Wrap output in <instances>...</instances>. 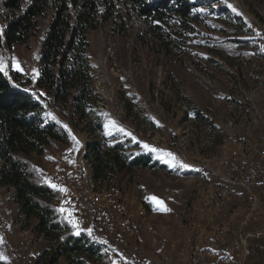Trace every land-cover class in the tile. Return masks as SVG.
Returning <instances> with one entry per match:
<instances>
[{"label":"rangeland","instance_id":"1","mask_svg":"<svg viewBox=\"0 0 264 264\" xmlns=\"http://www.w3.org/2000/svg\"><path fill=\"white\" fill-rule=\"evenodd\" d=\"M192 1L200 14L191 26L173 20L156 31L134 15L91 33L88 54L100 100L87 109L81 127L71 125L66 141L54 143L40 157L39 171L53 183L50 172H65L71 164L70 179L74 167L76 178L71 188H80L84 195L93 183L105 202H114L120 194L132 215L128 229L117 218L106 228L95 224L91 236L80 232L102 246L101 256L83 255L87 264H199L197 244L199 250L208 249L206 235L217 240L240 228L242 212L233 201L218 212L210 210L217 220L213 226L205 220L215 175L204 167L230 159L234 143L254 126V113L264 109V0ZM41 40L39 34L29 46L0 47V57L7 72L19 63L32 80L29 92L46 96L36 86ZM46 98L47 112L68 127L52 98ZM110 119L124 131L106 129ZM108 131L112 134L106 135ZM94 140L101 150L120 143L125 154L146 152L154 165L119 170L109 174L108 181L98 179L89 148ZM59 186L66 187L62 182ZM54 190L52 203L66 219L59 208L68 197ZM153 196L170 210H159ZM190 200L194 210L189 213ZM73 218L84 223L73 213L67 218L69 232H76ZM34 227V216L23 213L12 192L0 184V254L8 258L0 264H44L41 255L55 241ZM225 262L239 264L230 258ZM249 264H264V251L256 250Z\"/></svg>","mask_w":264,"mask_h":264},{"label":"trees","instance_id":"2","mask_svg":"<svg viewBox=\"0 0 264 264\" xmlns=\"http://www.w3.org/2000/svg\"><path fill=\"white\" fill-rule=\"evenodd\" d=\"M192 0H0V47L29 46L42 34L38 90L53 100L64 116L65 128L47 115L41 92L27 90L32 80L20 70L0 72V184L12 192L23 213L35 218V231L55 243L41 255L44 264H87L84 256H101L102 246L86 233L69 232L52 203L53 188L39 171L40 157L56 142H64L87 119V109L100 97L94 87V69L88 49L90 35L110 21L140 16L159 31L177 20L191 26L199 19ZM161 35V34H159ZM57 115H55L56 117ZM99 140L89 144L94 176L137 167H152L151 155L125 154L122 144L101 150ZM55 193V190H54Z\"/></svg>","mask_w":264,"mask_h":264},{"label":"built area","instance_id":"3","mask_svg":"<svg viewBox=\"0 0 264 264\" xmlns=\"http://www.w3.org/2000/svg\"><path fill=\"white\" fill-rule=\"evenodd\" d=\"M248 138L253 140L252 151L247 155L250 167L249 180L240 179L237 160L239 144L236 143L233 159H226L223 164L216 167L203 166L215 175V189L207 208L208 224L213 226L217 221L216 215L210 210L218 212L228 208L229 199H233L235 195H242L244 207L241 209L240 228L230 237L220 235L217 240H210V235H206L205 238L209 240L206 250H199L197 244L196 256L200 255L199 264H228L225 262L227 258L239 261L240 264H249L256 250L264 251V112L254 113V128L249 130ZM69 167L65 172H50V176H53L56 182H63L66 185L68 189L66 197L71 201L67 207L74 210L73 213L78 218L84 220V225H89L93 231L95 224L106 228L118 218L119 225L128 229L132 215L120 201V194L115 196L114 202H100L90 199L89 195H80V188H71V181H76L75 167L72 180L69 176L72 172L71 164ZM145 263L148 264V261Z\"/></svg>","mask_w":264,"mask_h":264},{"label":"snow or ice","instance_id":"4","mask_svg":"<svg viewBox=\"0 0 264 264\" xmlns=\"http://www.w3.org/2000/svg\"><path fill=\"white\" fill-rule=\"evenodd\" d=\"M228 7H232V6H231V5H228ZM198 11H203V9H199ZM233 11H235L234 8H233ZM15 67H16L18 70H20V69H19V63H18V62L15 64ZM6 68H7V64L4 62L3 58L0 57V72H3L5 75H7ZM33 71H35V70H33ZM47 115H48V116H51V118H52L53 120H56V117H55L52 113H47ZM64 127L67 128V125H64ZM105 128H106V129L111 128V129H113V130H118V131H121V132L124 131L123 128H121V127H119V126L117 125V123H116L115 120H111V119L109 120V122H108L107 124H105ZM111 134H112L111 131L106 132V135H111ZM127 135H132V134H131V133H127ZM72 139H73V140H76V138H75L74 136L72 137ZM133 140H135V137H133ZM76 144H77V146L79 145V141H78V140H76ZM143 147H144L145 149H150V150H152V151H157V149H153V148H151V146L148 145V144H143ZM70 151H71V150H70ZM167 155L171 156L173 160L176 159V157H175L174 154H172V153H167ZM70 162H74V161H70ZM169 163L171 164V162H169ZM183 167H189V166L185 164V165H183ZM46 182L49 183L50 186H51L53 189L58 190V191H60V192H62V193H67V191H68V189H67L66 187L59 186V185L53 183L51 180H46ZM150 199L153 200V201L159 206V210H162V211H169V210H170V209H168V208L164 205V202H163L162 200H159L157 197L153 196V197H151ZM70 203H71V201H68V200H66V201L63 202V204H70ZM63 204H62V206L59 208V211H60L61 213H65V214H66V219L69 218V217H72V216H73V211H74V210H70L69 208L64 207ZM70 223H72L73 228L76 229V233H75L76 235H79L81 231H87L88 235H90V236L92 235V229H91V228H88V229H80V228H79V222H78L77 220H75L74 218L70 220ZM94 238H95V237H94ZM0 242H2V237H0ZM105 243H106V241H105ZM0 259L7 260L8 258H7L6 256H4L3 254H0Z\"/></svg>","mask_w":264,"mask_h":264},{"label":"bare ground","instance_id":"5","mask_svg":"<svg viewBox=\"0 0 264 264\" xmlns=\"http://www.w3.org/2000/svg\"><path fill=\"white\" fill-rule=\"evenodd\" d=\"M262 112H264V109ZM252 128H254V126ZM249 130L246 132V135H244L243 137H240L237 140V144H239V147L237 148V160H239V176H240V179H242V180H249V177H250V167H249V161L247 159V155L252 151L253 140H252V138H248ZM233 157H234V149L232 150V155H231L230 159L231 158L233 159ZM52 179L54 181H56L54 178H52ZM56 183H57V185L61 184V182H56ZM91 187H92V189L89 192L84 193V195H89L90 199L99 200L100 202H105V200H103L102 194H100V193H98V191L94 190L95 185L93 183H92ZM57 193L59 194L61 192L58 190H55V195ZM80 195H82V193H80ZM235 196L237 197V200L239 202H241V205H244V199L242 198V195H235ZM229 200H231V199H229ZM79 228L80 229H87V227H85L84 223H82V222H79ZM81 232H84V231H81ZM235 262L239 263V261H235Z\"/></svg>","mask_w":264,"mask_h":264},{"label":"crops","instance_id":"6","mask_svg":"<svg viewBox=\"0 0 264 264\" xmlns=\"http://www.w3.org/2000/svg\"><path fill=\"white\" fill-rule=\"evenodd\" d=\"M229 201L237 202V205L239 206L240 209H242L243 206H244V205H241V202H239V201L237 200V197H236V196H234L233 199H231V200H229ZM229 201H228V202H229ZM240 206H241V207H240ZM193 207H194V201L190 200V201H189V213L191 212V210L193 209ZM193 210H194V209H193ZM141 212H142V214L144 213L143 211H141ZM205 220H207L206 216H205ZM190 225H191V223H190ZM221 237H228V236H227L226 234H224V235H221Z\"/></svg>","mask_w":264,"mask_h":264}]
</instances>
